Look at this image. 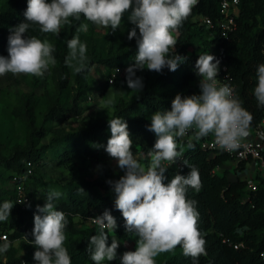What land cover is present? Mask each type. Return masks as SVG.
<instances>
[{
  "label": "trees",
  "instance_id": "trees-1",
  "mask_svg": "<svg viewBox=\"0 0 264 264\" xmlns=\"http://www.w3.org/2000/svg\"><path fill=\"white\" fill-rule=\"evenodd\" d=\"M220 1L198 0L190 15L174 33L177 39L175 52L186 56V62L181 63L175 72L167 68L161 73L147 69L136 71V76L143 81L142 92L133 90L127 101L118 99L113 103L110 114L101 112L92 118L81 116L82 103L86 101V92L90 89L86 76L93 68L98 78L104 71L106 86L112 69H126L134 64L136 38L124 47L109 49L106 53H98L87 47V59L82 70L77 72L76 68L80 66L78 60L71 61L72 67L65 63L69 56L67 42L79 36L81 24L87 23L89 30L94 27L93 24L81 17L80 21L63 25L59 35L43 34L35 25L29 28L25 35L47 40L54 46L56 63L51 68L54 92L48 98L38 124L32 92L20 94L11 112L22 126L25 141L23 147H15L7 158L0 156V167L6 171V174H0V204L5 201L14 204L8 220L0 221V232L6 234L10 244L21 240L26 249L21 257L5 252L2 264H37L33 259L37 248L31 243L34 239L32 229L36 208L28 207L27 204L21 210L14 202V190L13 194H7L1 185L9 184L15 178L13 184L21 182L28 202L37 199L45 203L52 191L48 184L35 180L33 173L36 168H43L48 163L47 155L57 167L70 168L78 160L93 161L97 165L93 178L86 179L85 171L84 176H71L66 184L55 190L61 193L54 200L56 209L63 211L68 220L64 230V247L71 264H94L87 248L89 237L98 235L100 228L88 226L87 221L102 215L105 210L115 217L117 223L114 233L105 229L109 245L112 238L119 243H126L135 236L134 233L125 232L122 214L114 206L115 193L106 182L116 181L124 175L123 170L113 171L109 167L112 158L100 147L106 146L111 136L108 121L114 118L126 121L134 158L149 161L147 153L156 141L155 134L148 130L151 116L157 111L171 110V101L177 94L182 98L200 94L199 83L193 85L195 79L199 78L194 66L200 55L210 54L220 61L217 76L219 85L233 87L235 97L253 117L249 129L264 118V107L257 106L253 95L257 84V67L264 64V0H237L231 31H223L217 26L221 20ZM26 8L27 0H0V56L7 57L10 29L25 21L23 13ZM203 18L209 20L211 25L201 23ZM69 119H79L83 127L73 132L46 128L47 123ZM47 136L49 139L45 141ZM212 137L213 134L209 133L197 139L194 130H189L187 136L177 137V151L181 156L165 172V184L177 173L187 175L193 167L199 172L200 190L197 192L189 188L186 193L187 199L196 201L195 208L199 214L197 227L205 240L206 254L201 255L196 264H264L259 256L264 252V178L256 174L253 176L255 190L245 189L244 179L237 174L244 170V164L233 168L223 152L200 147L203 141ZM189 144L193 147L190 148ZM262 156L264 158V151ZM229 173L232 178L228 177ZM30 179L33 180L32 186L28 188L26 182ZM84 225L86 227L82 229L81 235L73 239L71 236ZM0 243L4 244L5 240ZM124 252L117 249V258L110 262L104 261L103 264H120ZM155 261L156 264H193L192 258L184 256L179 246L171 252L161 253Z\"/></svg>",
  "mask_w": 264,
  "mask_h": 264
},
{
  "label": "clouds",
  "instance_id": "clouds-1",
  "mask_svg": "<svg viewBox=\"0 0 264 264\" xmlns=\"http://www.w3.org/2000/svg\"><path fill=\"white\" fill-rule=\"evenodd\" d=\"M198 0H27L23 15L25 21L10 29L7 57L0 56V76L30 75L42 77L50 65H55L54 46L47 40L25 35L33 25L43 34L59 35L63 25L84 20L98 28H120L123 18L134 25L127 38H136L137 53L134 64L125 69L129 89L142 92V78L136 71L161 73L165 68L175 72L186 62L187 57L175 52L177 39L174 35L182 22L190 15ZM137 29L139 35L137 36ZM88 24H81L78 31H87ZM109 33V32H108ZM106 33V34H108ZM69 56L66 65L78 60L82 70L86 61L87 46L74 36L67 42ZM220 61L213 55H200L195 61V73L200 78L199 95L181 97L177 94L171 101V110L157 111L151 116L148 130L156 136V141L147 153L150 163L143 166L132 152V139L126 121L114 118L108 121L111 136L104 151L117 161L124 171L116 181H106L115 193L114 206L124 219L125 232L137 237L134 251H125L120 264H156L155 258L177 246L183 255L191 257L196 264L205 255V240L198 230L196 201L186 198L189 188L199 191L201 180L198 170L193 167L187 175L177 173L168 183H164L165 172L175 164L181 153L177 151V137H184L194 130L197 139L214 136V146L224 151H234L249 135L252 115L241 106L228 84L219 85L217 76ZM119 71V69H118ZM257 84L253 95L258 107H264V64L257 67ZM111 105L114 102L106 101ZM189 147L193 145L189 144ZM166 162V164H165ZM100 167V166H98ZM84 191L83 189H81ZM61 193L52 191L44 205L36 206L33 215L31 243L37 248L33 259L37 264H71V258L64 247L65 228L68 220L63 211L57 210L54 200ZM23 203V202H22ZM14 204L5 201L0 204V221H7ZM100 228L98 235L89 237L87 250L94 264L113 261L117 258L120 245L108 234L117 228L116 219L105 210L94 218ZM10 242L0 246V253L6 252Z\"/></svg>",
  "mask_w": 264,
  "mask_h": 264
},
{
  "label": "rangeland",
  "instance_id": "rangeland-1",
  "mask_svg": "<svg viewBox=\"0 0 264 264\" xmlns=\"http://www.w3.org/2000/svg\"><path fill=\"white\" fill-rule=\"evenodd\" d=\"M134 27L127 20V14L123 18L121 26L114 33L110 32L111 29L98 28L96 25L92 29L80 31L79 40L87 47H91L98 53H106L109 49H115L118 47H124L130 40L127 38L128 31ZM109 32V33H108ZM108 33V34H106ZM137 33L138 29H137ZM52 65L49 66L48 71L42 77L30 76V75H13L7 73L4 76H0V156L7 158L15 147L21 148L24 146L25 136L21 124L12 116L11 112L15 106L16 99L20 94L32 92L34 96L35 116L36 124L40 121V117L45 111L46 102L48 98L54 92V80L51 74ZM105 72L101 71V75L98 78L97 71L93 68L86 76V83L90 86V89L86 92V95L90 97V102H83V112L81 116L94 117L101 112L112 111V105L106 103L109 99L115 102L118 99L127 101L133 94V90L129 89L125 79L126 72L122 73L118 80L113 84L104 85ZM200 78L195 79L193 85L199 83ZM102 92H101V91ZM83 127L82 122L78 120H60L57 122H51L46 124V128L62 129L66 132H73ZM49 137L45 138V141ZM48 163L43 168H36L33 173V178L40 183L48 184L51 191H55L58 186L64 185L68 182L71 176L79 178L84 176L90 179L94 177L97 165L93 161L78 160L72 167H57L50 161L49 156ZM137 160L147 167L149 161H143L144 158H137ZM147 162V163H146ZM109 167L113 171L121 170L117 166V161L111 159L109 161ZM6 174L0 167V174ZM219 173V170L216 171ZM4 177V175H2ZM243 177V173L239 174ZM264 177V174H262ZM228 177L232 178V174L229 173ZM32 179L26 182L28 188L32 186ZM7 194H13L14 184L11 180L9 184L1 185ZM28 207L36 208L37 205L41 207L43 202L33 199L28 202ZM27 207V206H26ZM85 225L81 226L78 232L71 237L74 239L81 235L82 229H85ZM88 228V227H87ZM114 239V238H112ZM137 237H131L126 243H120L118 249L122 251H134L136 248ZM119 243V242H118ZM3 243H0L2 246ZM180 247V246H179ZM181 248V247H180ZM26 249L25 243L21 240L14 241L10 244L6 252H12L15 256L21 257ZM5 252L0 253V264L3 263ZM160 254L156 257L159 258ZM94 263L93 261H91ZM87 264H90L89 262Z\"/></svg>",
  "mask_w": 264,
  "mask_h": 264
},
{
  "label": "built area",
  "instance_id": "built-area-1",
  "mask_svg": "<svg viewBox=\"0 0 264 264\" xmlns=\"http://www.w3.org/2000/svg\"><path fill=\"white\" fill-rule=\"evenodd\" d=\"M236 12L237 0H221L219 2V13L221 15V20L217 22L218 28L223 31L233 30L232 17L236 15ZM201 23L207 26L211 25L210 21L204 18L201 19ZM118 69L119 68H114L109 72L106 80L108 85L113 84L117 78H119L121 74L125 72V69H119V71ZM86 101L90 102L89 96H87ZM248 131L249 135L241 141V146L234 151L228 152L214 146V136L203 141L200 144V147L202 149L223 152L230 159V164L233 168H237L238 164L240 163L244 164L242 178L245 182V189L253 191L256 188L253 176L258 174L259 176L263 177L262 174H264V158L262 156L264 151V118L254 128L248 129ZM185 136H187V134ZM247 171L250 172L247 173ZM26 173L30 174V171L26 170ZM12 180L13 182L16 181L15 178ZM14 202L21 210H24L28 204V198L25 196L21 182L14 184ZM87 224L88 226L99 227L94 223V219L91 218L88 219ZM4 240H6V234L0 232V242ZM233 248L235 249L236 246ZM259 256L264 261V252Z\"/></svg>",
  "mask_w": 264,
  "mask_h": 264
},
{
  "label": "crops",
  "instance_id": "crops-1",
  "mask_svg": "<svg viewBox=\"0 0 264 264\" xmlns=\"http://www.w3.org/2000/svg\"><path fill=\"white\" fill-rule=\"evenodd\" d=\"M243 172H244V171H240L238 174H241V173H243ZM249 172H250V171H249ZM249 172L247 171V173H249ZM247 173H246V174H247ZM250 174H251V173H250ZM247 175H248V174H247Z\"/></svg>",
  "mask_w": 264,
  "mask_h": 264
}]
</instances>
